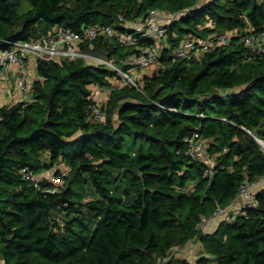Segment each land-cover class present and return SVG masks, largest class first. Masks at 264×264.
Returning a JSON list of instances; mask_svg holds the SVG:
<instances>
[{
    "label": "trees",
    "instance_id": "16d2710c",
    "mask_svg": "<svg viewBox=\"0 0 264 264\" xmlns=\"http://www.w3.org/2000/svg\"><path fill=\"white\" fill-rule=\"evenodd\" d=\"M151 10L185 14L166 29L159 67L137 87L109 91L102 122L90 120L96 88L118 75L83 59L37 60L31 101L0 109V260L5 264H157L193 240L194 261L167 264H264V191L233 222L197 230L216 204L227 207L244 181L264 176V53L235 37L198 57L173 60L187 38L264 30V0H0V50L34 42L54 27L80 32L125 22ZM122 18V21L119 19ZM209 25V26H208ZM133 47L99 36L82 50L121 61ZM209 142L208 165L186 155L185 139ZM62 165L59 192H37L20 170ZM89 184L96 197L83 198Z\"/></svg>",
    "mask_w": 264,
    "mask_h": 264
},
{
    "label": "built area",
    "instance_id": "2783aa9c",
    "mask_svg": "<svg viewBox=\"0 0 264 264\" xmlns=\"http://www.w3.org/2000/svg\"><path fill=\"white\" fill-rule=\"evenodd\" d=\"M184 11L178 13L161 12L151 10L145 17L137 18L134 21L125 22L124 28L126 32H118L112 27H86L80 32H74L66 28L54 27L45 37L34 42H22L8 40L5 43L7 49L0 50V70L4 71L10 67H15L16 71H12L15 90L19 93L21 100L17 103H22L24 107L31 101V77L29 70V60H46L56 61L61 59L75 60L83 59L87 64L94 66H105L113 70L119 77L120 86L130 85L137 87L135 80L138 70H156L159 67V57L164 45L147 47L136 54H132L121 61L122 65L128 68L117 65L114 59H110L102 54H92L82 50L81 44L86 41H94L99 36H107L115 38L122 46L133 47L137 44V37L147 38L155 41L156 45L161 44L166 39L167 27L183 16ZM122 21V18L119 19ZM209 26V25H208ZM235 37L240 38V42L247 48L257 54L264 53V30L260 32H247L241 35L240 32L233 30L226 32L215 38L195 39L187 38L182 40L178 47L172 52L173 60L189 59L198 57L202 53L213 50L214 48L229 44ZM94 104L91 108L90 120L93 122H102L105 117L103 103L98 100H93ZM16 103V104H17ZM255 142L260 147L264 154V140L252 136ZM185 153L192 160L208 165L205 175H212L213 165L207 163V151L209 142L199 134L195 133L191 137L185 139ZM62 165H54L49 168L42 169L40 172H34L29 167L25 166L20 170L21 178L31 188L37 192L45 194H53L59 192L64 185V177L68 170ZM264 191V176L256 181H244L240 187L235 199L225 208L216 204L215 212L210 217H202L197 230L201 234H209L215 228L217 222L225 221L233 222L237 217H245V210L256 206V194ZM188 242L186 246L189 245ZM183 247V249L185 248ZM179 248L171 250L170 254L157 264H167L171 258H175ZM0 264H5L4 260H0Z\"/></svg>",
    "mask_w": 264,
    "mask_h": 264
},
{
    "label": "crops",
    "instance_id": "0c3cea01",
    "mask_svg": "<svg viewBox=\"0 0 264 264\" xmlns=\"http://www.w3.org/2000/svg\"><path fill=\"white\" fill-rule=\"evenodd\" d=\"M164 45L167 46L165 42H163L162 47H164ZM156 46L157 48H160L159 44H157ZM29 70L31 75L29 80L34 81L37 78H39L36 72V61L33 59L29 60ZM12 71L14 72L16 71V68L13 66L4 71L0 70V109L2 107L13 106L21 100L19 93L15 90V86H14L15 77H13ZM151 72H152L151 70L150 71L138 70L136 72V77L141 78L145 75H149ZM96 89L97 91H95ZM96 89L92 94V99L101 101L103 104H105L110 90L105 91V88H96ZM99 89L101 91H99ZM212 160L213 159H211V161ZM216 226L217 224L215 225V227ZM201 252H202L201 242L199 240H193L184 249L178 251L177 254L175 255V258L186 260L188 262H194L201 255Z\"/></svg>",
    "mask_w": 264,
    "mask_h": 264
},
{
    "label": "rangeland",
    "instance_id": "374dc122",
    "mask_svg": "<svg viewBox=\"0 0 264 264\" xmlns=\"http://www.w3.org/2000/svg\"><path fill=\"white\" fill-rule=\"evenodd\" d=\"M158 43H159V45L163 44V43L161 44L160 42H158ZM118 81H120V79H118ZM118 81H116V80L112 81L110 86L105 88V91L111 90V89L116 88V87H119L120 83ZM117 83H118V85H117ZM95 91H97V89ZM99 91H101V90L99 89ZM213 162H214L213 160L212 161L211 160L210 161L207 160V163L210 164V165H213ZM61 167H64V166H61ZM80 189L83 192V198H85V200L86 199H92V198L96 197V194L94 193L92 187L89 184H85V186L83 188L81 187ZM182 249L183 248H179V250H182Z\"/></svg>",
    "mask_w": 264,
    "mask_h": 264
}]
</instances>
